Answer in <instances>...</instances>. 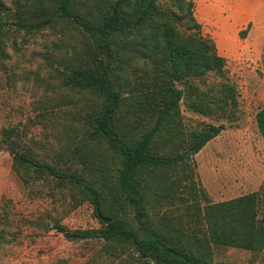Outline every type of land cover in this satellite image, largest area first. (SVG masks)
<instances>
[{
  "label": "trees",
  "instance_id": "1",
  "mask_svg": "<svg viewBox=\"0 0 264 264\" xmlns=\"http://www.w3.org/2000/svg\"><path fill=\"white\" fill-rule=\"evenodd\" d=\"M62 26L75 35L55 68L84 100L71 142L54 163L39 159L19 126L0 128V151L24 188L36 184L89 203L97 229H53L72 242L102 240L138 264H219L214 250L264 251V194L212 202L195 179L193 156L237 108L226 59L203 35L190 0H0V61L10 33L22 43ZM16 45V44H13ZM217 81L208 84V78ZM181 104L215 118L186 129ZM48 109V108H47ZM39 114L45 121L53 111ZM264 139V107L255 114ZM74 139V140H73ZM6 203L0 246L9 235ZM105 220H109L106 222Z\"/></svg>",
  "mask_w": 264,
  "mask_h": 264
},
{
  "label": "rangeland",
  "instance_id": "2",
  "mask_svg": "<svg viewBox=\"0 0 264 264\" xmlns=\"http://www.w3.org/2000/svg\"><path fill=\"white\" fill-rule=\"evenodd\" d=\"M4 1L11 7L12 0ZM190 1L203 35L226 59V81L235 86L237 100L233 114L220 122L225 129L193 156L195 179L214 203L264 194V139L255 122L256 112L264 107V0ZM70 34L75 35L55 26L21 44L23 35L10 33L8 59L0 61V128L19 126L25 145L49 163L74 138L75 114L85 106L80 96L62 87L55 72L58 59L73 41ZM216 81L208 78V84ZM45 108L53 112L39 123ZM181 116L188 130L219 123L182 104ZM11 164L9 154L0 151V213L6 203L10 223L7 242L0 246V264H138L132 252L102 240L65 239L53 224L69 230L97 229L100 223L93 207L87 202L75 206L70 196L40 184L24 188ZM214 261L264 264V251L218 248Z\"/></svg>",
  "mask_w": 264,
  "mask_h": 264
},
{
  "label": "water",
  "instance_id": "3",
  "mask_svg": "<svg viewBox=\"0 0 264 264\" xmlns=\"http://www.w3.org/2000/svg\"><path fill=\"white\" fill-rule=\"evenodd\" d=\"M106 222H108L109 220H105Z\"/></svg>",
  "mask_w": 264,
  "mask_h": 264
}]
</instances>
